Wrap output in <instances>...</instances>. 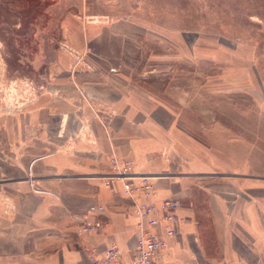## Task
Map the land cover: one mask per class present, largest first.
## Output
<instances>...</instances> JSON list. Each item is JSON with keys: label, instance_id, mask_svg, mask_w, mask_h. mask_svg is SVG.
Returning a JSON list of instances; mask_svg holds the SVG:
<instances>
[{"label": "crops", "instance_id": "crops-1", "mask_svg": "<svg viewBox=\"0 0 264 264\" xmlns=\"http://www.w3.org/2000/svg\"><path fill=\"white\" fill-rule=\"evenodd\" d=\"M105 55L93 51L94 60L102 61L74 72L54 65L57 72L60 67L72 73L71 81L47 83L60 97L46 90L41 107L31 105L20 114V127L16 117H7L14 121L9 128L0 127L1 136L10 130L5 136L11 142V154L0 158V197L14 207L0 200V264H91L86 245L102 251L111 243L129 258L136 219L119 182L109 187L101 179L111 150L150 176L159 198L181 202L164 264H264V170L256 168V138L216 127L205 134L207 140H198L177 129L176 99L148 93L130 80V66L121 58L106 61ZM181 99L185 103L187 95ZM163 147L169 148L168 162L161 157ZM16 151L24 154L21 166L31 163V180L41 192L28 189ZM90 205L105 210L87 214ZM96 220L104 223L99 233L78 232Z\"/></svg>", "mask_w": 264, "mask_h": 264}, {"label": "rangeland", "instance_id": "rangeland-1", "mask_svg": "<svg viewBox=\"0 0 264 264\" xmlns=\"http://www.w3.org/2000/svg\"><path fill=\"white\" fill-rule=\"evenodd\" d=\"M93 51H108L104 60L117 56L133 67L130 80L148 93L175 98V126L194 138L207 140L205 134L216 127L238 129L241 139L252 134L256 168L264 170V0H0V127L14 121L20 127V114L31 105L41 107L46 90L60 97L47 83L71 81L72 73L53 66L74 72L102 61L94 60ZM8 131L0 135L2 159L11 154ZM111 154L131 161L109 151L107 174ZM169 154L163 147L164 161ZM16 155L28 189L41 192L31 180V163L21 166L24 154ZM132 170L140 173L136 165ZM107 174L101 177L105 185L119 182L107 184ZM0 200L13 207L10 198Z\"/></svg>", "mask_w": 264, "mask_h": 264}, {"label": "built area", "instance_id": "built-area-1", "mask_svg": "<svg viewBox=\"0 0 264 264\" xmlns=\"http://www.w3.org/2000/svg\"><path fill=\"white\" fill-rule=\"evenodd\" d=\"M133 166L131 161L113 156L106 183L110 185L119 180L121 194L130 202V213L136 219L138 230L135 245L127 260L114 243L102 251L86 245L91 264H164L169 249L168 238L175 235L174 226L180 221L177 211L181 202L175 198H159L154 183L148 176L132 170ZM86 210L87 214H96L103 212L105 207L90 205ZM103 227L104 223L96 220L83 223L78 232L94 234ZM158 227L163 229L162 234L156 231Z\"/></svg>", "mask_w": 264, "mask_h": 264}]
</instances>
